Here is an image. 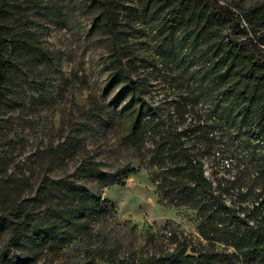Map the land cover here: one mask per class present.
Segmentation results:
<instances>
[{
    "label": "rangeland",
    "instance_id": "374dc122",
    "mask_svg": "<svg viewBox=\"0 0 264 264\" xmlns=\"http://www.w3.org/2000/svg\"><path fill=\"white\" fill-rule=\"evenodd\" d=\"M95 1L115 11L111 26L98 18L92 0H5L0 37L31 39L34 48L8 43L0 52L8 61L0 90V216L9 202L37 218L48 209L73 208L85 193L99 200L102 217L83 221L57 250L35 249L34 264H174L189 249L197 260L180 264H200L210 253H234L217 241L228 240L215 232L213 223L223 217L217 204L219 215L202 227L199 203L176 197L174 179L166 180L174 165L167 154L181 134L228 214L264 231V209L253 212L264 200V183L244 158L245 137L224 128L212 111L215 94L196 85L200 61L191 68L179 57H162L160 27L143 16L138 0ZM214 1L241 18L244 30L235 37L254 40L264 57V29L255 34L245 18L264 0ZM230 33L229 25L215 28V40L227 42ZM113 51L143 85L135 98L108 86ZM142 112L145 129L134 145L129 128ZM101 178L120 182L100 188ZM23 257L11 250L0 264H21ZM217 264L245 263L231 256Z\"/></svg>",
    "mask_w": 264,
    "mask_h": 264
},
{
    "label": "trees",
    "instance_id": "16d2710c",
    "mask_svg": "<svg viewBox=\"0 0 264 264\" xmlns=\"http://www.w3.org/2000/svg\"><path fill=\"white\" fill-rule=\"evenodd\" d=\"M143 16L156 23L159 35L163 38L159 52L168 61L178 57L180 62H187L194 68L196 62L202 67L194 74L196 85L202 92L215 94L212 111L222 119L224 128H230L234 135L244 139V158L255 167L258 179L264 183V57L254 40L242 41L235 37L241 28V18L233 11L221 6L214 0H138ZM93 7L99 12L98 18L111 26L115 11L109 4H99L92 0ZM6 2L0 0V15H4ZM91 6V7H92ZM249 28L255 34L264 29V4H259L245 12ZM230 26L227 42L215 40V28ZM8 43L14 47H33V41H19L14 37L6 41L0 37V52ZM264 45V41L261 43ZM42 54L44 50L35 47ZM110 64L108 86L121 87L123 92H130L135 98L141 92L142 83L133 81L125 68L123 57L113 51ZM8 61L0 55V90L5 84ZM1 92V91H0ZM145 112L131 122L128 138L137 145L142 140L145 129ZM175 147L167 156L174 165L169 170L172 190L178 198L197 202L199 220L210 223L222 213L221 223H213L216 234L224 237L217 239L235 250L234 253H210L200 264H217L231 256L242 258L245 264H264V231L261 227L250 225V221L239 213L228 214V207L223 198L217 196L216 187L206 176L203 161L196 158L190 149L181 142V134H176ZM176 153V155H175ZM175 156L180 162L175 161ZM168 159V160H169ZM174 160V161H173ZM172 163V164H173ZM119 178H101L100 188H108L119 183ZM234 185L235 182H230ZM221 190V188H220ZM79 194V191H76ZM39 190L36 200H40ZM7 195V194H6ZM210 197L211 201L205 199ZM217 204L218 209H216ZM6 211L0 216V240L5 243L0 248V261L5 263L11 250L23 254L17 258L21 264L35 263L33 252L40 246L54 251L70 242L81 223L89 219H99L104 215L99 200L88 194L79 195L71 209L62 207L48 209L43 216L33 218L22 206L9 202ZM264 209V200L256 202L253 212ZM208 211L209 216L203 214ZM211 219V220H210ZM204 220V221H203ZM214 221V220H213ZM219 226H221L219 228ZM202 232V231H201ZM204 237L207 235L202 232ZM182 259L174 264L196 261L189 256L188 250L182 252Z\"/></svg>",
    "mask_w": 264,
    "mask_h": 264
},
{
    "label": "water",
    "instance_id": "95a60500",
    "mask_svg": "<svg viewBox=\"0 0 264 264\" xmlns=\"http://www.w3.org/2000/svg\"><path fill=\"white\" fill-rule=\"evenodd\" d=\"M128 186L130 187V186H131V183H128ZM188 255H189V256L192 255V256H194V257L196 256V255H194V254L191 253V250H190V249L188 250Z\"/></svg>",
    "mask_w": 264,
    "mask_h": 264
}]
</instances>
